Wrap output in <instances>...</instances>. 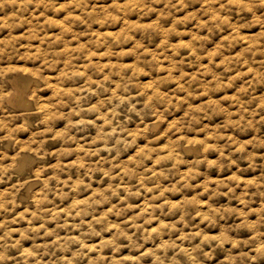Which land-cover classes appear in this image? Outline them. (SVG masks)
I'll return each mask as SVG.
<instances>
[{"label": "rangeland", "instance_id": "1", "mask_svg": "<svg viewBox=\"0 0 264 264\" xmlns=\"http://www.w3.org/2000/svg\"><path fill=\"white\" fill-rule=\"evenodd\" d=\"M226 2L0 0V94L12 92L11 74L28 82L26 107L5 99L0 108V117L27 127L15 134L18 144L0 140V154L28 156L0 181V237L18 241L9 256L25 254L26 264H189L179 249L203 236L251 238L234 226L241 211L248 222L264 218V24L252 23L264 17ZM129 78L134 95L161 82L157 91L175 107L153 131L179 121L189 146L139 139L138 148L104 150V134L123 122V111L111 113ZM139 148L176 159L150 152L134 160ZM192 233L201 235L186 238ZM238 254L214 240L196 264H228Z\"/></svg>", "mask_w": 264, "mask_h": 264}, {"label": "clouds", "instance_id": "2", "mask_svg": "<svg viewBox=\"0 0 264 264\" xmlns=\"http://www.w3.org/2000/svg\"><path fill=\"white\" fill-rule=\"evenodd\" d=\"M153 2H160V0H153ZM168 4H172V0H167ZM185 0H179V4L181 7L184 6ZM210 2L218 3L219 0H210ZM174 7V5H172ZM232 6H235L237 11L241 14H251L253 17H257V13H260L262 17H264V0H227L225 4L226 9H230ZM253 24L260 23L264 24V18L257 17V19L253 20ZM161 82H155L152 86L151 93H149V89L144 87L142 91H138L135 95L130 91V86H134L131 83V78L123 84H121L120 90L126 95L119 98V103L113 106V111L111 113L112 119H115L119 113L118 109L125 113L123 118V122L117 121L116 125L112 127V130L108 133L104 134L105 139V149L106 151H119L121 149L129 150L132 148H138L137 141L139 139L148 140L149 145L155 143L158 140H169L170 149L174 150L177 146H189V140L185 136V132L188 131L187 125H180V122L177 121L175 125L169 127L165 130L162 128H157L153 131L154 125H163L166 122L165 112L169 111V109L175 107L172 105L171 100L172 97L157 91ZM12 92L2 93L0 94V108L3 107V101L11 96ZM36 102L39 103V98H36ZM139 105V106H138ZM102 106V105H101ZM42 111V110H41ZM150 122L145 123L149 118ZM16 117L3 116L0 117V131H7L8 135L4 137H0V140H11L15 143H20L16 141L15 134L20 131H26V125H21L20 127H15L13 122ZM139 120L140 123L136 124L135 128L127 127L130 123H136V120ZM112 120L108 119V124L111 125ZM143 124V127L140 125ZM177 127H179V134H177ZM176 136V140L172 141L171 137ZM183 138V139H182ZM109 139H113L114 143L111 147H108L107 141ZM205 141L199 140H191V145L196 144H205ZM211 147V146H209ZM207 149H205L206 151ZM25 152L33 151L29 146L24 150ZM99 150H97L98 152ZM161 151L163 149L159 148H139L136 153L135 159H142L146 154H150V152H156L159 157V161L173 159L175 160V154L173 156H160ZM37 155H40L39 151H37ZM9 159L10 163L4 164L3 161ZM22 159V154L17 152L14 157H8L6 154H0V181H3L6 176L11 179L9 173L12 169L17 168L18 161ZM231 161V157H228ZM158 161V162H159ZM206 161H197L196 163H202ZM234 163V161H231ZM177 163L173 164L175 168ZM46 169L40 168L39 171L35 175V179L39 180L42 178L43 173ZM55 179V177H53ZM27 181H25L26 183ZM239 215L243 217V220L240 224L235 225V229H247L253 233L250 239L248 240H232L227 235L224 236V239H220L219 237L213 236H203L200 243L191 249H179V253H183L187 256L189 264H196L197 256L203 253L204 245H210L212 241L217 242L218 247H223V245L227 243H231L233 248L239 249V254L236 256H231L229 258L228 264H259L261 260H264V218H261L255 222H248L247 213L240 212ZM2 227V225H0ZM197 235H201L199 233H192L188 239H195ZM18 245V241L10 242V234L8 237H0V264H8L10 261L11 264H21V261L24 260L26 264V255L21 254L18 257L9 256V249H14ZM247 248V251L243 249ZM178 253V254H179ZM30 255V254H28ZM205 255L211 256V253H205ZM170 264H179V261L173 258L170 261Z\"/></svg>", "mask_w": 264, "mask_h": 264}, {"label": "bare ground", "instance_id": "3", "mask_svg": "<svg viewBox=\"0 0 264 264\" xmlns=\"http://www.w3.org/2000/svg\"><path fill=\"white\" fill-rule=\"evenodd\" d=\"M18 72V71H17ZM27 77V76H26ZM24 75H22L21 73H16L14 75L11 74V76L5 78L6 82L10 85V88L12 89V95L9 96L6 101L11 104V105H15V106H19L21 105H27V100L25 98V89H26V82H27V78ZM29 79V77H28ZM30 81V80H29ZM28 83V82H27ZM30 88V87H29ZM33 88V87H32ZM35 89V88H34ZM28 90V88H27ZM11 91V90H10ZM28 98V97H27ZM31 100V99H30ZM33 101V100H32ZM7 103V104H8ZM29 105V104H28ZM8 106V105H7ZM41 106V105H40ZM16 108V107H14ZM17 108V109H18ZM21 111V110H19ZM24 112V111H23ZM22 112V113H23ZM29 113V112H28ZM27 114V112L25 113ZM24 115V114H23ZM25 118V117H24ZM26 119V118H25ZM28 121V120H27ZM25 123V122H23ZM28 123V122H27ZM155 127V125H154ZM185 149V148H184ZM183 149V150H184ZM189 150V149H188ZM28 156L26 154H22V159L20 161H18V168L22 167L26 162H27ZM24 167V166H23ZM26 181V180H25ZM28 182V181H27ZM30 184V183H29ZM26 190V189H25ZM36 198V197H35Z\"/></svg>", "mask_w": 264, "mask_h": 264}]
</instances>
